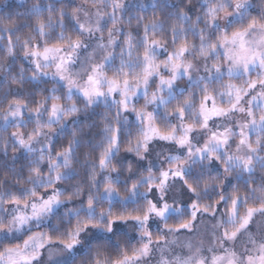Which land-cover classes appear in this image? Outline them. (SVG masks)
<instances>
[{
  "label": "clouds",
  "instance_id": "clouds-1",
  "mask_svg": "<svg viewBox=\"0 0 264 264\" xmlns=\"http://www.w3.org/2000/svg\"><path fill=\"white\" fill-rule=\"evenodd\" d=\"M0 264H264V0H0Z\"/></svg>",
  "mask_w": 264,
  "mask_h": 264
}]
</instances>
